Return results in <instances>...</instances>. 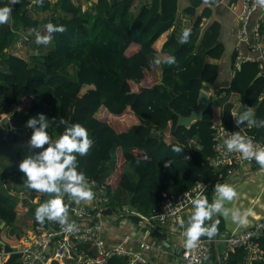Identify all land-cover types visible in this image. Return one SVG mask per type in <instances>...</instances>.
I'll return each mask as SVG.
<instances>
[{
  "label": "trees",
  "instance_id": "16d2710c",
  "mask_svg": "<svg viewBox=\"0 0 264 264\" xmlns=\"http://www.w3.org/2000/svg\"><path fill=\"white\" fill-rule=\"evenodd\" d=\"M200 1L190 0L182 12L192 16ZM207 2L212 4L217 0ZM6 3L7 0H0V7ZM27 3L28 0H20L14 5L11 18L42 34H46L49 22L64 25L67 31L54 33L47 46L37 45L36 52H31L26 60L5 49L13 37L8 39L9 23L0 25V62L4 65V69L0 68V80L8 85L0 104L6 109L25 111L28 120L42 114L53 97L56 111L49 119L59 121L63 117L70 124L79 123L94 138L86 156L76 154L78 171L84 172L87 181L93 179L100 184L106 195L114 187L129 194L123 217L136 223L140 215L169 195L195 182L203 184L207 195L223 179V168L208 164L213 153L210 124L220 120L226 126L232 125L229 114L235 100L251 107L255 118L262 119L264 99L257 97L261 78L250 82L257 71L252 61H242L239 68L229 72L225 85L215 84L218 64L211 59L219 58L223 50L216 40V21L209 23V34L196 47L191 37L185 44L179 42L182 33L175 32L176 0H149L146 4H138L137 0H93L90 10L82 11L72 0H43L42 5L34 3L41 10H49L39 21L28 15ZM200 20L199 15L190 19L191 32ZM31 36L35 42V35ZM166 56H174L177 64L157 65V78L153 63ZM233 57L234 52L230 56V69ZM70 63H75L72 75L62 70ZM202 81H208L211 87L207 107L199 119L186 126L175 125L177 113L186 115L195 107L198 91L204 87ZM64 128L50 121L49 135L58 138ZM247 130L264 140L263 128L247 127ZM171 144L183 146L182 153H174ZM165 161H171V165L165 167ZM15 173L19 171L0 165V175L10 176L8 190L0 184V221L11 224L17 219L25 229L56 228L55 221L45 220L40 224L35 220L41 194L32 201L36 192L19 193L13 186L20 180ZM24 194H29L28 200L16 199ZM67 197L65 194L63 198ZM17 205L22 209L20 215ZM88 207L87 216L73 215L70 221L113 216L114 209L107 202H102L100 209L93 204ZM256 241L261 254L250 264H264V233ZM76 247L83 246L76 244ZM243 252L242 247H235L220 261L237 264V257ZM0 264L22 263L17 254H10ZM52 264L59 263L52 261ZM65 264L75 263L66 260Z\"/></svg>",
  "mask_w": 264,
  "mask_h": 264
},
{
  "label": "built area",
  "instance_id": "2783aa9c",
  "mask_svg": "<svg viewBox=\"0 0 264 264\" xmlns=\"http://www.w3.org/2000/svg\"><path fill=\"white\" fill-rule=\"evenodd\" d=\"M255 6L256 0H241V6L235 16L236 42L233 47V68L230 72L232 73L242 61L254 62L257 77L262 80L257 97L262 100L264 99V16L259 14L251 22L249 21V14ZM231 112L236 114L237 112L231 107L229 118L232 125L226 126L220 120L210 124L213 129V153L208 159V164L216 169L223 168V178L233 175L242 162H252L258 165L255 159L244 160L240 153L228 152L223 144L225 138L233 132H239L241 135L252 137L255 146L264 147V140L249 132L247 124L242 126L235 124ZM4 179L0 177L2 185L6 186ZM88 184L91 189L93 188L96 203L81 201L77 204L68 197L64 198V202L69 207V218L73 215L87 216L88 205L93 204L100 209L101 203L106 200L100 184L93 179L88 180ZM200 185L203 186L202 183L195 182L187 189L158 201L149 208L145 215H140L143 223H150L152 219L158 224H163L167 219L176 216L184 205L200 191ZM75 224L78 231L72 233L64 232L59 224L56 228L48 226L26 228L20 236L6 246L0 244V263L10 254H17L22 264H52V261L65 264L66 260H72L75 264H159L154 261L153 257L162 254L164 250L155 240L137 238L131 234L109 243L102 235L100 219L93 221L85 217V221L75 222ZM262 233H264V215L256 217L247 228L222 237L215 236L209 240L206 236H202L193 249H187L184 244L172 264H201L207 258L210 249L218 242L222 244V259L225 258L228 250L235 247H242L248 258H258L261 254V247L256 240ZM76 244L83 247L77 248ZM111 258L116 260L109 263L108 260Z\"/></svg>",
  "mask_w": 264,
  "mask_h": 264
},
{
  "label": "crops",
  "instance_id": "0c3cea01",
  "mask_svg": "<svg viewBox=\"0 0 264 264\" xmlns=\"http://www.w3.org/2000/svg\"><path fill=\"white\" fill-rule=\"evenodd\" d=\"M50 1L53 2L55 0ZM72 1L78 3L79 10L82 11L85 9L90 10V4L93 0ZM148 1L149 0H137L138 4H146ZM189 2L190 0H176L175 32L177 35H180L184 29L189 28L190 19L192 20L195 15H199L201 20L199 21L198 27L195 30H192L191 35L189 36L193 42L196 43L195 46L198 47L209 34V23L211 21H216L218 23L216 40L222 45L223 50L219 58H212L211 60L217 62L218 64L215 84L217 86L225 85L226 75L230 72V56L236 42L235 16L241 6V0H217V2L212 4L206 2V0H201L195 6L194 14L190 17L188 14H184L182 12V9L187 6ZM26 6L27 9H29L27 11L28 15L36 21L42 20L48 15L49 10H41L39 7H35L33 0H28ZM259 14L264 16V7H260L256 4L255 8L249 14V21L251 22ZM8 23L10 26L8 39L13 37V40L8 44L7 48L5 47V49L10 52L17 53L27 60V56H29L31 52H36L37 50V44L36 42H33V38H31V35L29 34L31 27L28 25L23 26L19 20L13 18H10ZM0 68L4 69V65L1 62ZM153 68L158 78L159 70L155 63H153ZM7 88V83L0 80V99L6 93ZM205 89L210 90L211 87L208 86ZM4 115H7L6 122L8 124V131L6 136L8 139L10 141L21 139H27L29 141L33 129L26 127L27 119L24 117L25 111L6 109V107L0 104V119ZM1 131L2 124L0 123V133ZM38 151L41 150L38 149ZM9 170H12L11 165ZM21 175L22 174L19 172V174L15 173L14 176L21 181ZM0 177L5 178L4 180L7 186L6 190H8L10 176L2 174ZM234 179H236V181H233ZM219 181V184H229L238 193L236 199L231 202H225V207L239 208L242 212L249 211V215L247 223L243 226L233 223L230 216H214V220L218 217L220 218V224L218 226L219 234L217 236L222 237L228 233L247 228L256 217L264 215V168L252 162H242L237 167L233 175L225 177ZM17 182H14L13 186ZM248 182L253 183L254 187H243V184ZM0 184H2L1 181ZM18 191L21 193L24 190ZM36 196H39L38 192H36ZM206 196L208 201H210V199L213 200L215 196V187L211 191V195L209 196L208 191ZM128 198L129 194L127 191L120 187L112 188L106 195V200L103 202H107V205L112 207L114 211L112 212V217L108 218L103 216L100 219L102 225V235L106 237L109 243L116 242L120 238L131 234L137 238L155 240L160 244L164 251L162 254L153 257L154 261L159 264H172L174 260H176V256L178 255L177 253L185 244L183 232L187 227V220L193 211L190 203L191 200L184 205L179 214L167 219V221L163 224H158L152 219L150 223H143L141 217L139 221L133 223L126 217H123L125 213L123 210L126 209ZM92 201L93 203H96L95 198H93ZM87 202L90 203V201ZM181 222H183L184 227H181ZM211 223L212 221H206L205 226H209ZM2 225H5V223H0V244H8L19 236L17 233L12 236V232H9V229L3 230ZM162 242H169L170 244L164 246ZM243 251L244 252L237 257V264H250L255 258H248L244 249ZM221 254L222 244L221 242H218L210 249L207 258L201 264H222L220 261Z\"/></svg>",
  "mask_w": 264,
  "mask_h": 264
},
{
  "label": "clouds",
  "instance_id": "9594fccd",
  "mask_svg": "<svg viewBox=\"0 0 264 264\" xmlns=\"http://www.w3.org/2000/svg\"><path fill=\"white\" fill-rule=\"evenodd\" d=\"M19 2L20 0H7V3L0 7V25L9 22L13 6ZM33 3L42 5L43 0H33ZM256 4L264 7V0H256ZM65 31L67 29L64 25H55L49 22L46 25V34H42L37 29H31L29 34L35 35L37 45L47 46L52 42L54 33ZM190 34V28L184 29L179 42L181 44L187 43ZM154 63L156 65L165 63L173 66L177 64V60L174 56H166L162 59H155ZM231 115L234 117L237 126L247 124L249 127L264 128V119H256L251 107H246L239 115L235 112H231ZM50 121L57 127L65 126L63 133L55 140L48 132ZM26 127L33 129L27 142L28 147L30 149H42V151L26 156L19 163V169L26 177L25 186L42 194H55L36 208L35 220L40 224H43L45 220L55 221L67 233L78 231L75 222H70L69 207L64 202L63 197L66 194L70 200L77 204L81 201H92L94 198L95 193L89 186L84 172L78 171L76 155L86 156L89 153L92 146L89 132L79 123L70 124L63 117L59 121L56 118L50 120L44 114L30 117L26 121ZM223 144L228 152L240 153L244 160L255 159L256 163L264 168V147L255 146L252 137L233 132L223 140ZM171 148L174 153H182L183 151V146L179 144H171ZM185 159L189 158L185 156ZM170 165L171 161H165V167ZM199 187L200 191L190 201L193 211L183 232L187 249L195 248L202 236L211 240L219 234L220 220H214V216H230L233 223L243 226L247 223L249 215V211L242 212L239 208L225 207V202H231L238 196L237 191L229 184H215V196L211 203L204 195L206 189L202 185ZM206 221H212V223L205 226ZM181 227H184L183 222H181Z\"/></svg>",
  "mask_w": 264,
  "mask_h": 264
},
{
  "label": "water",
  "instance_id": "95a60500",
  "mask_svg": "<svg viewBox=\"0 0 264 264\" xmlns=\"http://www.w3.org/2000/svg\"><path fill=\"white\" fill-rule=\"evenodd\" d=\"M240 65H237V68H239ZM257 77V74L255 73L254 76L251 78L250 82ZM203 88H200L197 94V103L195 107H193L188 114L186 115H181L179 113L176 114V120H175V125L181 124V125H188L190 121L199 119L201 116V112L207 107L209 103V95H210V90L205 89L209 86L208 81H202ZM7 115H4L0 119V123L2 124V131L0 133V156H2L10 165L11 169L15 171H20L19 169V163L26 157L33 155L36 153V149H30L28 147V140L27 139H21V140H14L10 141L8 137L6 136V133L8 131V124L6 122ZM39 152V151H38ZM22 173V172H21ZM24 176V179L15 183L14 188L17 190H24V191H34L31 189H28L25 186V175L22 173ZM233 181H236L234 179ZM37 192V191H34ZM40 193V192H38ZM41 194V199L37 203V207L41 204H43L50 196H53L55 194ZM0 223H3V221H0Z\"/></svg>",
  "mask_w": 264,
  "mask_h": 264
},
{
  "label": "rangeland",
  "instance_id": "374dc122",
  "mask_svg": "<svg viewBox=\"0 0 264 264\" xmlns=\"http://www.w3.org/2000/svg\"><path fill=\"white\" fill-rule=\"evenodd\" d=\"M31 38H32V36H31ZM73 65V66H72ZM74 66H75V63H70V64H68L65 68L63 67V72L65 73V74H68V75H72V73H73V68H74ZM157 76V75H156ZM41 107H45L44 105L43 106H41ZM232 107L236 110V111H244L245 110V106H243L238 100H235L234 101V104H232ZM56 111V100L53 98V97H51V98H49V102L47 103V107L45 108V110H43V113L42 114H44L46 117H48L49 118V116L51 115V114H53L54 112ZM50 136L52 137V139L53 140H55L56 138H57V136L56 135H54V134H50ZM89 138L92 140V143H93V137H91L90 135H89ZM36 152H38V149H36ZM111 162H112V159H110V161H109V166H111L112 164H111ZM0 165L2 166V167H4L5 169H9V167H10V165H9V163L2 157V156H0ZM21 173V172H20ZM22 174V173H21ZM23 175V174H22ZM21 175V180H23L24 179V176H22ZM220 183V181H218L217 182V184H219ZM250 187V188H253L254 187V184L253 183H250V182H248V183H244L243 184V187ZM215 187V185H213L210 189H209V196L211 195V191L213 190V188ZM28 195L29 194H24V195H21V197H16V199H26V200H28ZM23 197H25V198H23ZM35 199H37V196H35L34 198H32L31 200L33 201V200H35ZM211 202H213V200L212 199H210V201H209V203H211ZM16 211H17V215H20V213L22 212V209L20 208V206H16ZM3 227H2V229L3 230H6V229H9V232H12V236H13V234L15 235L16 233L20 236L24 231H25V227H24V225L19 221V220H15L14 222H12L11 224H7L6 225V223H5V225H2ZM8 227V228H7ZM160 240V239H159ZM162 244L164 245V246H167V245H169L170 243L169 242H162Z\"/></svg>",
  "mask_w": 264,
  "mask_h": 264
}]
</instances>
